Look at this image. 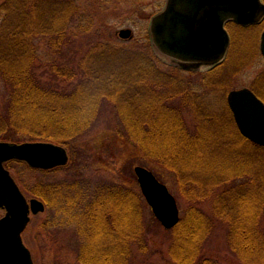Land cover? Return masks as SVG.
Wrapping results in <instances>:
<instances>
[{
    "label": "trees",
    "instance_id": "obj_1",
    "mask_svg": "<svg viewBox=\"0 0 264 264\" xmlns=\"http://www.w3.org/2000/svg\"><path fill=\"white\" fill-rule=\"evenodd\" d=\"M0 13V75L10 88L0 111V141H45L73 152L113 110L123 134L148 161L176 176L188 201L171 230L172 263L219 264L204 254L217 221L242 264H264V147L240 134L226 99L245 57L231 61L228 56L206 72L165 63L162 70L149 41L139 50L99 39L87 45V55L74 70L68 62L63 68L50 66L52 80L66 83L54 86L36 72L37 41L48 38L50 48L58 51L72 30L78 43L93 30V17L82 13L75 0H4ZM178 100L194 115L193 122L185 121L173 104ZM45 187L33 185L25 193L48 205L55 197L81 205L61 184ZM79 194L88 200L86 207L72 211L81 225L79 264H133L150 258L140 192L106 184Z\"/></svg>",
    "mask_w": 264,
    "mask_h": 264
},
{
    "label": "rangeland",
    "instance_id": "obj_2",
    "mask_svg": "<svg viewBox=\"0 0 264 264\" xmlns=\"http://www.w3.org/2000/svg\"><path fill=\"white\" fill-rule=\"evenodd\" d=\"M3 1L0 0V6ZM75 1L82 13L93 17V30L88 35H83L78 43L74 42L71 35L73 31L70 30L69 42L58 51L50 48L48 38H41L37 41L36 72L44 78V81H52L54 86L62 87L66 83L63 80H52L55 73L50 70V66L57 64L63 68L67 66L66 62H68L71 63L70 68L74 70L78 60L87 55L88 48L86 47L92 41L98 42L97 40L100 39L119 47L144 49L148 41L150 42L151 21L164 9L166 4V0ZM1 23L0 13V31ZM125 29L132 31L131 38L120 37V31ZM227 30L231 37V47L227 57H232L231 61L236 60L239 56L245 57L242 60L244 63L241 69L238 71L237 68L234 72L228 94L232 90L247 87L259 91L264 97V57L259 49L261 33L264 31V21L257 26L244 29L231 23L227 25ZM232 44L234 46L231 52ZM150 45L152 46L151 42ZM157 58L161 61L160 69L164 70V63L166 65L168 63L158 56ZM9 94L10 88L0 75V111L10 99ZM173 104L182 109L185 121L193 122L194 115L187 108H183L185 104L181 100L173 101ZM111 111V114L101 117L96 127L84 139L76 143L73 152L68 151L70 158L68 165L51 171H43L14 162L9 168L24 191L27 188H29V192L33 191V185H40V189L44 191L45 186L52 187L61 184L64 186L63 190L71 192V195H75L77 201L81 203L80 205L76 202L74 205L70 201L66 203L62 197H55L57 199L55 203L48 205L43 199L35 197L33 194L29 195L30 198L40 199L46 206L45 212L32 216L31 223L23 233V240L31 250L35 264H79L77 251L81 225L74 212L81 207H86L88 202V200L82 199L79 193L88 192L90 188L106 184L123 185L140 192L144 199L143 221H145V230L149 237L151 255L147 260H142L141 257L137 258L133 264H173L168 253L172 231L165 229L155 218L141 192L134 171L135 167L142 166L151 170L162 183L168 186L177 200L181 217L189 206L188 201L181 194L176 176L167 168L148 161L140 148L123 134L116 113ZM28 141L22 138L21 141L9 142L24 143ZM74 183L78 185L77 188L72 189ZM65 208L67 211L63 210ZM3 215V211L0 210V218ZM262 224L264 227V218ZM84 232L86 230L82 231V233ZM226 236L225 226L216 221L212 238L204 252L205 256L217 260L219 264H242L230 251Z\"/></svg>",
    "mask_w": 264,
    "mask_h": 264
},
{
    "label": "water",
    "instance_id": "obj_3",
    "mask_svg": "<svg viewBox=\"0 0 264 264\" xmlns=\"http://www.w3.org/2000/svg\"><path fill=\"white\" fill-rule=\"evenodd\" d=\"M264 18L263 0H167L162 12L151 21L149 32L157 54L183 70L213 68L226 57L230 36L228 22L243 27L258 24ZM120 37L129 39L132 31L121 30ZM264 56V31L260 40ZM240 133L252 143L264 147V102L249 88L232 90L227 97ZM25 161L30 167L51 170L69 161L67 150L51 142H0V264H34L24 245L22 232L34 215L45 211L42 201L28 203L5 163ZM148 205L157 220L167 229L176 227L180 209L175 196L149 169H134Z\"/></svg>",
    "mask_w": 264,
    "mask_h": 264
},
{
    "label": "flooded vegetation",
    "instance_id": "obj_4",
    "mask_svg": "<svg viewBox=\"0 0 264 264\" xmlns=\"http://www.w3.org/2000/svg\"><path fill=\"white\" fill-rule=\"evenodd\" d=\"M1 211H3L4 215L6 214V211H5L4 209H1ZM4 215H3V216H4ZM3 216H2V217H3ZM2 217H1V218H2ZM22 237H23V234H22Z\"/></svg>",
    "mask_w": 264,
    "mask_h": 264
}]
</instances>
